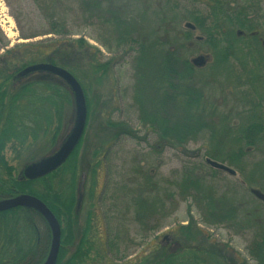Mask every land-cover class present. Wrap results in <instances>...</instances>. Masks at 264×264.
I'll use <instances>...</instances> for the list:
<instances>
[{"label":"trees","instance_id":"16d2710c","mask_svg":"<svg viewBox=\"0 0 264 264\" xmlns=\"http://www.w3.org/2000/svg\"><path fill=\"white\" fill-rule=\"evenodd\" d=\"M203 1L206 2L207 11L191 13L189 17L195 25V30L202 33V39L195 40L205 42L212 49L217 64H227L232 57L241 65H245L244 58L249 56L253 67L256 68L254 70L257 71L258 64L264 62L260 56L261 43L258 36L251 37L255 43L249 44L246 50L241 47L236 49V44L243 39L237 36L236 30L244 29L249 32L257 28V24H253V20L247 18L251 13L257 14L255 6H252L248 0L238 1L232 7L226 0ZM83 6L87 11L85 20L88 23L94 17L103 18V10L100 9L97 0H85ZM104 13H110L113 16L111 20L109 18H103V20L114 24L111 30L117 34L113 36L116 44L125 43L127 40L128 44H135L131 68L134 79L132 99L136 106L137 121L142 127L151 130L159 141L174 149L184 150L187 143L209 136L211 144L206 148L204 159L209 157L225 162L229 166L239 165V161L250 148L264 141L262 115L264 107L258 100L263 99V96L256 92L255 87L256 82L261 78L264 79L262 64L259 66V70L263 71L262 74L251 70L250 75L246 77L251 91L256 92V95L251 93L256 98L247 97L248 93L243 98L248 102V105L244 106L248 107L244 108L245 111L242 110L244 113L241 116L244 115L250 121L245 124L236 123L233 109L220 112L207 97L204 88L197 85L192 73L199 68L182 56L181 51L190 46V33L195 30L187 29L174 37H170L167 33L162 36L151 33L149 36L138 34L135 38L132 35V37L129 36L130 25L121 17L119 10L105 9ZM166 19L164 16L163 24ZM49 33L59 32L51 30ZM53 47L54 49L51 47L53 50L47 53V46L42 48L37 46L27 55L20 56H16L14 48L0 56V198L29 193L46 203L61 226L56 264H101L102 262L112 264V261L120 259L118 253L122 244L121 238H123L121 230L119 229L118 232L116 227L113 229L103 213L104 238L99 239L96 234L93 206L88 207L86 215L83 216L84 200L81 199L78 203L80 185L77 154L82 138L59 168L38 179L22 178L21 171L16 172L4 155V150L9 143L21 146L29 136L30 141L36 140L41 116L46 120V127L49 125L50 116L44 110L42 115L37 113L34 107L36 102H46L54 108V114L58 120L50 139V142L54 144L60 130L58 103L64 97L68 99L70 95L67 87L66 92L62 91L58 82L53 79L46 81L42 78L40 80L17 78L16 73L19 70L31 63L50 62L70 71L82 88L83 82L76 71L79 68L77 62L80 56L87 57L97 82L105 78L110 71L109 63L99 62L97 50L88 45L82 37L69 42L55 41ZM10 67H14L13 70H8ZM29 75L31 73L25 77ZM22 101H25L23 105H21ZM86 103L88 113L87 97ZM32 123L33 126H31ZM107 126L117 129L114 134L115 139L122 134L129 135V131H132L131 126L125 121H108ZM43 132H46V128ZM193 153L194 156L200 155L197 151ZM97 155L96 151L92 153L94 158ZM97 165L98 162H95L91 169L90 187L86 192L88 195L84 196L88 199H91L94 194ZM198 165L184 166L185 168L180 170V178L175 186L176 197L190 198L195 205L197 204L201 218L206 224H225L236 231L258 226L255 221L259 215L254 211L240 209L237 205L238 198L234 195L217 196L213 188L206 185L203 175L197 172ZM141 195L142 193L140 198H137L134 209L135 220H138L140 224H145L143 223L145 217L160 213L159 209L161 204L165 203L164 199L167 201L175 197V195H168L167 192L163 200L159 196L141 197ZM101 199L103 195H99L98 200ZM32 221H35L36 225H33ZM259 226L262 227L263 224ZM37 229L42 230L40 238L36 233ZM19 231L24 232L29 239L25 240ZM173 234L179 243L177 248L168 249L160 243L152 252L140 256L134 264H235L232 257L233 251L227 245L208 238L197 227V222L192 217L187 219L186 224L180 225L176 233L173 231ZM257 236L256 240L251 241L247 251L258 264H264V232H259ZM49 240V227L37 212L21 207L0 212V264H40L49 247ZM127 246L128 243L123 248ZM99 260L101 263L98 262Z\"/></svg>","mask_w":264,"mask_h":264},{"label":"rangeland","instance_id":"374dc122","mask_svg":"<svg viewBox=\"0 0 264 264\" xmlns=\"http://www.w3.org/2000/svg\"><path fill=\"white\" fill-rule=\"evenodd\" d=\"M238 1L241 0H233V3L228 1L227 4L235 6ZM248 1L256 8L257 14L251 13L248 17L261 31L260 56L264 61V44H262L264 43V0ZM83 2L85 0H0V56L14 48L16 56L27 55L37 46L41 48L47 46L46 50L49 53L54 49L55 41L69 42L82 37L88 45L99 51L100 61L107 58L111 62L110 71L100 82L95 80V74L86 56L79 57L77 62L79 68L76 71L83 82L89 101L86 128L77 154L79 195L84 200L83 216L86 215L87 208L93 206L96 234L99 239L104 238L103 213L113 229L116 227L118 232L119 229L121 230L123 238L118 253L120 259L112 261V264H134L140 256L152 252L164 236L172 247L173 242L177 241L172 232L176 233L179 226L186 224L187 219L191 217L208 238L227 245L239 256L235 264H258L256 259L249 255L247 249L251 241L258 238L257 234L264 232V202L255 198L249 192V187L264 191V141L250 148L239 161V165L231 166L236 170L234 177L224 171L214 170L205 163L204 154L207 146L211 144L209 136L187 143L184 150L174 149L159 141L151 130L142 127L137 121L136 106L132 99L134 79L131 66L134 52L130 48H115L112 40L116 33L113 31L107 33L104 26L98 25L95 19H91L88 23L85 20L87 11ZM101 2L105 7L111 5L112 8L120 11L121 17L130 25L133 36L138 34L149 36L151 33L162 36L167 33L170 37H174L187 30L184 23L191 22L189 18L191 13L207 11L206 2L203 0H104ZM164 16L167 19L163 24ZM51 30L59 33H49ZM196 36L202 37L201 31L196 29L191 32L190 46L181 51L182 56L188 60L199 54L209 58L203 67H198L199 70L192 73L195 82L204 88L210 100L219 105L220 112L233 109L236 123H247L250 120L244 115L241 116L244 113L242 110L248 107L244 106L248 105L243 99L244 95L248 93L247 97L256 98L254 95L256 92L259 93L263 99L258 100L264 107V79L261 78L256 82V92H254L247 84L246 77L250 75L251 70L262 74L263 71L259 70V66L261 64L264 66V62L258 64L257 71L254 70L256 68L253 67L249 56L244 58L245 65H241L232 57L227 64L219 65L215 62L214 52L205 42H197ZM102 43L114 49L106 50L101 46ZM254 43L255 40L251 37H245L236 44V49L241 47L246 50L249 44ZM13 68L10 67L8 70ZM53 80L58 82L62 91H67L68 87L59 79L53 78ZM24 103L25 101H22L21 105ZM58 106L60 130L54 144L50 142L58 123L54 108L46 102H36L34 107L37 113L42 115V111L47 110L50 116L49 125L46 127V122L41 116L35 141H30L29 136L21 146L12 143L6 146L5 158L16 172L22 170L30 161L50 153L67 135L74 120L71 92L68 99L64 97L59 101ZM262 115L264 118V112ZM108 121H125L131 126L132 131H129V135L122 134L115 139L114 134L117 129L108 127ZM45 128L46 132H43ZM94 151L98 153L95 158L92 156ZM196 151L199 152V156L193 155ZM95 162H98V165L94 194L88 199L84 196L88 195L86 192L90 187L91 169ZM193 165H198L197 172L203 175L206 185L211 186L217 196L234 195L238 198L237 205L240 209L256 212L259 215L255 221L258 226L236 231L225 224H206L201 218L197 204L195 205L190 198L176 197L175 186L180 178V170ZM242 178L248 179L244 186L239 183ZM147 190L152 193L147 194ZM165 192L175 197L167 201L164 199L165 203L161 204L160 213L145 217L143 222L145 224L135 220V203L141 193V197L154 195L163 200ZM99 195H103V199L98 200ZM262 224V227L259 226ZM127 243L128 246L123 248ZM124 249L127 250V254ZM98 262L101 263L100 260Z\"/></svg>","mask_w":264,"mask_h":264},{"label":"water","instance_id":"95a60500","mask_svg":"<svg viewBox=\"0 0 264 264\" xmlns=\"http://www.w3.org/2000/svg\"><path fill=\"white\" fill-rule=\"evenodd\" d=\"M184 27L190 30H195V25L191 22H185ZM195 39L200 40L202 37L196 36ZM190 62L193 66L200 68L206 64L207 59L204 55L199 54L192 57ZM36 71H46L53 74V76L58 78L69 88L73 99L74 120L67 135L53 152L36 161L28 163L23 167L21 172L23 178L29 180L41 178L55 171L68 159L79 143L87 121V103L84 90L80 82L70 71L50 62H36L23 67L16 73V76L23 77L28 73ZM204 161L215 169L224 171L230 175L236 174V170L225 163L209 157H206ZM250 192L257 199L264 202V192L257 188H251ZM80 199L81 195H79L78 203H80ZM18 206L35 210L46 221L50 229L51 239L48 253L40 264H56L61 237V228L58 219L41 199L32 194L18 193L9 197L0 198V211H5Z\"/></svg>","mask_w":264,"mask_h":264},{"label":"flooded vegetation","instance_id":"af4514ba","mask_svg":"<svg viewBox=\"0 0 264 264\" xmlns=\"http://www.w3.org/2000/svg\"><path fill=\"white\" fill-rule=\"evenodd\" d=\"M98 2H99V4H100V9H102L103 10V12H102V15H103V18L105 19H113V16H111V14L110 13H104V10L105 9H109L110 11H116V9L115 8H112V6L111 5H109L108 7H105V5L101 2V1H104V0H97ZM226 1H229L230 3H233V0H226ZM232 7V6H231ZM249 16V15H248ZM247 16V18H249ZM103 18H97V17H94L93 19H95V21H97V23H98V25H100V26H104L103 28H104V30L107 32V33H110L112 30H111V27H113L114 26V24H110V23H107V22H105V20H103ZM109 32H108V31ZM260 30H259V28L257 27L256 29H254V30H251V31H249V32H246L244 29H237L236 30V34H237V36H240V37H243V38H245V37H253V36H258V38H259V35H260ZM115 35H117V34H115ZM133 36V33L130 31L129 32V36ZM131 36V37H132ZM133 37H138L137 35L136 36H133ZM201 40V39H200ZM113 41V44H114V46H115V48H130V50L131 51H133V49H134V47H135V44H128L127 43V41H125V43L123 42V43H121V44H116V41L115 40H112ZM262 44H264L263 42H262ZM101 46H103L106 50H108L107 48L109 47L110 49H109V51L111 50V49H114L113 47H110L109 45H107V44H101ZM211 49V48H210ZM212 50V49H211ZM97 58H98V61L99 62H108L109 63V65L111 64V62H109V59H105V60H103V61H100V59H99V51L97 50ZM206 59H209L208 57H206ZM28 74H30V73H28ZM108 74V73H107ZM25 76H27V75H25ZM25 76H23V77H17V78H25L24 80H26V79H32V80H40V78H42V79H45L46 81H51L52 79H53V74H51V73H49V72H46V71H36V72H31V75H29L28 77H25ZM23 80V81H24ZM213 104H215L217 107H219V105H217L216 103H214V101L213 100H210ZM46 111V113H47V110H45ZM47 115V114H46ZM44 122H46V120L44 121ZM234 122H236V121H234ZM57 148V147H56ZM55 148V149H56ZM54 149V150H55ZM54 150H52L51 152H53ZM50 152V153H51ZM50 153H48V154H50ZM47 155V154H46ZM46 155H44V156H46ZM43 157V156H42ZM41 158V157H40ZM40 158H38V159H40ZM38 159H34V160H32V161H30L29 163H31V162H33V161H36V160H38ZM217 161H219V160H217ZM219 162H221V161H219ZM222 163H225V162H222ZM28 164V163H27ZM26 164V165H27ZM226 165H227V163H225ZM208 165V164H207ZM209 166V165H208ZM209 167H211V166H209ZM212 169H214V170H217V171H221V170H218V169H215V168H213V167H211ZM23 169V168H22ZM21 172H22V170H20ZM20 172V173H21ZM21 175H22V173H21ZM228 175H230V174H228ZM230 176H232V177H234V176H236V174L235 175H230ZM22 178H23V175H22ZM247 180L248 179H244V178H242V179H240L239 180V183L241 184V185H246L247 184ZM251 188H253V187H249V192H250V189ZM257 189H259V190H261L260 188H257ZM262 191V190H261ZM262 192H264V191H262ZM251 193V192H250ZM252 194V193H251ZM33 195V194H32ZM254 196V195H253ZM255 197V196H254ZM256 198V197H255ZM43 201V200H42ZM44 202V201H43ZM45 203V202H44ZM46 204V203H45ZM18 207H21V206H18ZM14 208H17V207H14ZM21 208H25V207H21ZM49 208V207H48ZM26 209H28V210H33V209H30V208H26ZM50 209V208H49ZM51 210V209H50ZM33 211H35V210H33ZM1 212V211H0ZM36 212V211H35ZM37 214L40 216V217H42L38 212H37ZM43 218V217H42ZM44 219V218H43ZM46 222V221H45ZM33 225H36V222L35 221H32L31 222ZM47 224V223H46ZM60 224V223H59ZM48 226V225H47ZM49 227V226H48ZM60 228H61V226H60ZM38 230V229H37ZM36 230V233H37V235H39V238H40V235H41V231L42 230H38L37 231ZM50 230V229H49ZM19 233H20V231H19ZM22 236H23V238L25 237V240H26V238H27V240L29 239V237L28 236H25L24 234V232H21L20 233ZM50 239H51V235H50ZM166 236H164L163 237V240L161 241V244L163 245V246H165V247H168V249H175V248H177L178 246H179V243H178V241H175V242H173V246L171 247V246H169V244L166 242ZM60 240H61V237H60ZM50 241V240H49ZM48 249H49V247H48ZM48 249H47V251H46V253H45V256L43 257V260L45 259V257H46V255H47V253H48ZM35 250L37 251V248H35ZM35 253V252H34ZM59 253V252H58ZM232 257H233V260H238L239 259V256H237V254L236 253H232ZM42 260V261H43Z\"/></svg>","mask_w":264,"mask_h":264}]
</instances>
